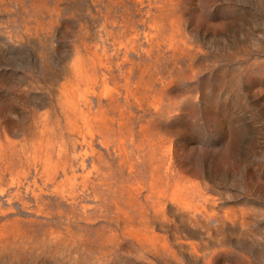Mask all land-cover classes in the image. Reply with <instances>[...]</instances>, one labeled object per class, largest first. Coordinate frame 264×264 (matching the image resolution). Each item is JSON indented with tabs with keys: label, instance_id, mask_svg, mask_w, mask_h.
I'll use <instances>...</instances> for the list:
<instances>
[{
	"label": "rangeland",
	"instance_id": "1",
	"mask_svg": "<svg viewBox=\"0 0 264 264\" xmlns=\"http://www.w3.org/2000/svg\"><path fill=\"white\" fill-rule=\"evenodd\" d=\"M0 264H264V0H0Z\"/></svg>",
	"mask_w": 264,
	"mask_h": 264
}]
</instances>
